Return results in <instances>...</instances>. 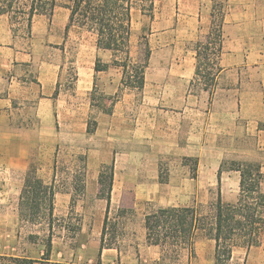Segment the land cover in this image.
Returning a JSON list of instances; mask_svg holds the SVG:
<instances>
[{"label": "rangeland", "instance_id": "rangeland-1", "mask_svg": "<svg viewBox=\"0 0 264 264\" xmlns=\"http://www.w3.org/2000/svg\"><path fill=\"white\" fill-rule=\"evenodd\" d=\"M0 1L15 37L8 46L34 57L15 69L56 75V103L0 108V256L44 254L47 224L20 217L32 166L55 192L52 262H98L110 195L106 239L126 256L119 264H208L189 251L175 256L161 248L154 259L146 248L144 220L159 208L207 205L224 188L231 195L237 187L229 173L240 163H257L264 171V140L241 132L235 104L224 108L223 103H238L239 78L217 79L205 91L202 76L188 75L196 70V44L219 30L223 0L214 5V17L194 30L177 28L175 0H133L131 55L137 61L146 45L151 51L142 91L123 85L122 69L110 51L97 49L95 33L69 25L66 7L73 0H56L53 11L54 0ZM32 6L40 13L35 23L43 24L34 37L27 23ZM10 53L1 50L0 69L12 68ZM11 108L14 114H6ZM156 171L162 188L143 200L151 188L142 184ZM233 175L240 181L239 173ZM257 247L264 250V238Z\"/></svg>", "mask_w": 264, "mask_h": 264}, {"label": "trees", "instance_id": "trees-1", "mask_svg": "<svg viewBox=\"0 0 264 264\" xmlns=\"http://www.w3.org/2000/svg\"><path fill=\"white\" fill-rule=\"evenodd\" d=\"M56 0L53 1L55 8ZM9 2L7 6L12 7ZM1 6V1H0ZM69 25L75 24L97 35V49L108 50L114 57V63L123 72V85L131 90L142 91L145 87V72L148 68L151 51L146 45L135 61L131 55L133 0H73ZM7 13L0 7V14ZM40 14L31 7L28 13V28L31 29L33 17ZM214 17V14H211ZM223 17V16H222ZM223 18L216 34L213 31L206 42H198L195 49L196 80L203 77L205 91L216 85L221 72L220 60L223 53ZM211 54V56L209 55ZM95 71H99L98 67ZM29 170L21 192L20 217L32 224H47L50 233L46 235V247L40 259L29 257L0 256L1 264H74L70 262H52L53 232L55 211V192ZM240 174L239 194L235 202H225L219 192L216 201L207 205L173 206L159 208L145 216L144 227L146 243L160 247L162 252L170 251L180 256L189 251L195 257L197 239L213 240L215 243L214 264H231L236 248L249 250L261 244L264 238V171L260 164L244 162L235 170ZM104 185V181L100 180ZM109 191L112 189L113 174L109 179ZM110 194V193H109ZM110 195L107 198V210L100 239L98 262L105 249L115 248L107 243L106 231L109 220ZM41 213V215H40Z\"/></svg>", "mask_w": 264, "mask_h": 264}, {"label": "crops", "instance_id": "crops-1", "mask_svg": "<svg viewBox=\"0 0 264 264\" xmlns=\"http://www.w3.org/2000/svg\"><path fill=\"white\" fill-rule=\"evenodd\" d=\"M221 1L175 0L178 16L177 28L186 27L191 30L200 28V24H206L207 20L212 19L213 7ZM222 2L224 3L222 27L224 42L220 60L221 72L218 79L224 78L226 80L227 77L236 75L241 82L238 103H223L224 108L232 107L235 104V124L240 126L241 132L264 140V0H223ZM34 17L31 24L33 37L35 29L39 30L43 25L41 21L35 23ZM11 27L9 18L6 14L1 13L0 52L1 50L11 51L10 65L12 68L6 71L0 69V108L7 104L10 105L9 103H56V75L54 71H49L46 75L32 76V71L29 69H15L33 62L34 57L30 52L15 50L8 46L15 39ZM193 59L195 60V57ZM194 74V71H188L190 78ZM180 76L185 75L180 74ZM228 91L232 90L229 88ZM13 112L12 108L11 110L7 109L6 114L13 115ZM229 114L232 115V113ZM25 130V128H17L16 131ZM263 149L264 147L260 150ZM234 173L230 172L229 178L233 180V185L238 189L239 178L237 175L234 177ZM142 186L151 188V193L149 196L145 195L143 200L156 197V192L162 188L159 182V172L156 171L152 179L145 180ZM237 189L235 188V191L233 190L231 195H228L224 188L221 192L222 199L226 202H235L238 198ZM146 248L153 254L154 259L160 258V247L149 246L146 243ZM236 249L242 251V256L239 255L240 253L236 256ZM236 249L233 252L231 264H240L242 260H245L246 264H264V250L262 248ZM195 257L200 262L207 261L208 264H214V241L203 239L196 242ZM124 258L126 256L119 248L105 249L101 256V262L102 264H110L109 262L119 264V262H123ZM148 259L147 257L145 261L147 262Z\"/></svg>", "mask_w": 264, "mask_h": 264}]
</instances>
